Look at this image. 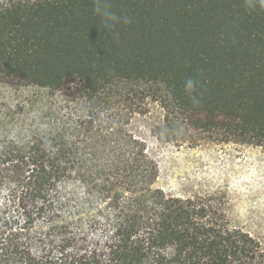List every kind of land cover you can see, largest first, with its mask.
Wrapping results in <instances>:
<instances>
[{
    "label": "trees",
    "instance_id": "obj_1",
    "mask_svg": "<svg viewBox=\"0 0 264 264\" xmlns=\"http://www.w3.org/2000/svg\"><path fill=\"white\" fill-rule=\"evenodd\" d=\"M200 142L264 149L259 0H0V264H264L158 186Z\"/></svg>",
    "mask_w": 264,
    "mask_h": 264
},
{
    "label": "rangeland",
    "instance_id": "obj_2",
    "mask_svg": "<svg viewBox=\"0 0 264 264\" xmlns=\"http://www.w3.org/2000/svg\"><path fill=\"white\" fill-rule=\"evenodd\" d=\"M150 146L159 163L160 188L180 197L217 196L229 226L248 232L264 249V149L210 142Z\"/></svg>",
    "mask_w": 264,
    "mask_h": 264
},
{
    "label": "clouds",
    "instance_id": "obj_3",
    "mask_svg": "<svg viewBox=\"0 0 264 264\" xmlns=\"http://www.w3.org/2000/svg\"><path fill=\"white\" fill-rule=\"evenodd\" d=\"M259 3H260L261 6H264V0H259ZM104 16H105V17H111V18H113V19L115 18L114 16H111V14L108 13V12H105V13H104ZM125 22H127V21H125ZM193 87H194V81H193L192 79H188V80L185 82V88H186L187 90H191Z\"/></svg>",
    "mask_w": 264,
    "mask_h": 264
}]
</instances>
